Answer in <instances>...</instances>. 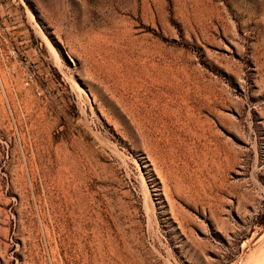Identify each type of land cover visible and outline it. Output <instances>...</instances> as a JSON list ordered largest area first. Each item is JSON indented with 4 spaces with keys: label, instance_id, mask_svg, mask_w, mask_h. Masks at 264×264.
I'll list each match as a JSON object with an SVG mask.
<instances>
[{
    "label": "rangeland",
    "instance_id": "374dc122",
    "mask_svg": "<svg viewBox=\"0 0 264 264\" xmlns=\"http://www.w3.org/2000/svg\"><path fill=\"white\" fill-rule=\"evenodd\" d=\"M0 27V264H261L264 0H0Z\"/></svg>",
    "mask_w": 264,
    "mask_h": 264
},
{
    "label": "built area",
    "instance_id": "2783aa9c",
    "mask_svg": "<svg viewBox=\"0 0 264 264\" xmlns=\"http://www.w3.org/2000/svg\"><path fill=\"white\" fill-rule=\"evenodd\" d=\"M0 33H1V27H0ZM9 53L11 55H15L16 54V50L14 48H11L9 50ZM21 65H22V67L25 70V81H24V83L27 84L28 81L31 80V78H32V76H33V74L35 72V68L30 63L27 64V62H22ZM37 93L39 94V91H37Z\"/></svg>",
    "mask_w": 264,
    "mask_h": 264
},
{
    "label": "bare ground",
    "instance_id": "6f19581e",
    "mask_svg": "<svg viewBox=\"0 0 264 264\" xmlns=\"http://www.w3.org/2000/svg\"><path fill=\"white\" fill-rule=\"evenodd\" d=\"M264 262V256H263V258L261 259V264ZM264 264V263H263Z\"/></svg>",
    "mask_w": 264,
    "mask_h": 264
}]
</instances>
